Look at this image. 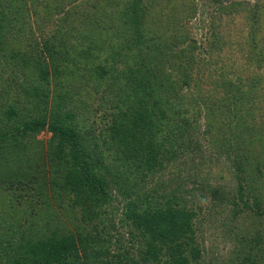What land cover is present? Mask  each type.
Listing matches in <instances>:
<instances>
[{
  "label": "trees",
  "instance_id": "trees-1",
  "mask_svg": "<svg viewBox=\"0 0 264 264\" xmlns=\"http://www.w3.org/2000/svg\"><path fill=\"white\" fill-rule=\"evenodd\" d=\"M30 1L29 4V0H0V187L6 195L0 198L1 209L5 210L16 199L25 197L50 206V197L40 200V191L46 190L51 182V196L54 195L55 198V194H59L56 198L60 201L59 205L62 206L64 202L73 207L78 205L84 215L72 220L74 227L77 226L74 231L64 223L65 218H58L57 221L49 222L51 230L48 234L39 235L35 231L37 225L32 222L30 215L21 221L19 214L12 219L11 216L14 215L3 213V228L8 229L7 232L12 231L14 235L4 236L5 233H0V264H202L198 256L199 245L194 243L197 230L194 219L197 213L194 205L187 206L186 199L180 196V191L175 187L164 201H151L150 203H156L153 204L154 208L145 207L144 211H140L136 200H128L127 192H131V189L123 181L125 202L121 223L125 236L123 240L116 239L117 250L114 253H111L110 234L106 235L103 228V232H100L96 225L92 236L88 237L83 233L84 227L80 223L83 219L89 220L99 214V211L93 212L92 206L100 200H106L104 187L113 181L111 177H119L105 162L106 154L112 153L117 157L116 147L120 146L123 151L124 173L128 167H133L130 160L136 157L134 166L137 168L155 170L160 167L158 160L163 153L150 140L151 127L156 126L158 133H164L169 145V152H166L168 158L175 155L176 140H180L182 147L198 143L192 131L186 134L179 131L180 122L186 119L182 118L179 122L178 111L167 108L174 102L168 100V106L162 108L155 100L157 88L174 97L170 89L174 83L164 76L165 79L160 77L162 61H155L152 68L147 63L137 65L134 69L135 63H131L134 50H142L145 40L154 44L158 41L156 49L152 50L156 54L161 53L160 58L163 59V53L170 52L177 44L185 42L187 36L182 34L184 32L180 31L177 24L193 17L197 11L196 6L189 1L183 4L181 0H151L153 2L148 3L146 0H71V4L69 0ZM99 1H103V7ZM213 1L219 3L217 13L225 17L231 18L243 12L244 16L247 15L246 9L238 2L223 5L219 0ZM178 4L183 6V10L179 18L172 20L170 16ZM149 6H158L154 14H151V19H148L147 13ZM108 7L112 11L116 10L122 17H127L125 32L132 31L130 44H125L116 51L117 55L115 53L108 68L95 67L99 72L97 79H101L96 82V90L102 87L103 94L107 92L109 97L96 103L89 102L87 97L84 98L85 92L82 93V90L75 92L71 87L73 91H61L63 89L59 80L55 82V91L49 94L48 87L43 82L50 69L58 75V66L53 58L54 53L60 51L48 45V38L38 52L27 54L13 46L9 29L17 25L16 18H22L19 22H23L30 31L38 29L41 36H45L48 30L65 36L67 33L70 36L73 32H90L92 37L88 42H92L95 32L102 30L101 27L94 28L97 21L84 15V12L94 8L108 12ZM254 9L256 10L248 13V28L245 31L238 28L237 33L246 32L245 41L241 43L244 48L241 50L250 63L261 68L264 64V37L259 35L257 27L260 22L263 24L260 13H264V7L261 10L258 7ZM60 13L74 15L75 24L67 18L59 22L56 17ZM78 16L82 17L81 21ZM108 21L107 17L106 22ZM32 22L35 24L34 28L30 27L33 26ZM39 23L42 24L41 27H38ZM151 23L156 24L157 31L161 34L148 35V31L151 33L153 30L149 26ZM168 26H173L172 38L167 37ZM163 28L166 29L165 35L161 32ZM211 28L215 35L209 42L213 43L209 49L212 51L216 49V41H221L222 37L217 23L214 22ZM177 30L181 34L175 35ZM126 38L127 35L120 32L118 45H123V39ZM187 57L192 61V57ZM183 65L190 67L188 62ZM257 75L259 78L256 82L249 83L246 88L244 83L230 82L235 91L231 90L233 95L231 99L226 98L224 108L220 109V103L213 100L203 104L207 106L206 118L203 117V133L209 138V145L216 151H223L226 157L234 158L231 163L237 169V186L235 192L231 191L230 201L232 206H238L236 213L245 208L253 210L249 201L250 179L242 174H251L252 170H260L262 167L260 160L251 158V150L254 148L252 144L259 142L260 138L264 139L263 126L258 124L251 112L258 107L254 106L257 100L264 101V95L261 96L260 92L261 89L264 91V77L259 73ZM182 82L190 86L188 80L183 79ZM86 93L85 96L89 92ZM76 96L79 99H75ZM101 109L104 110L103 123L107 125L105 128L108 131L104 136L102 132L95 133L96 129L92 124L95 123L92 117ZM256 115L258 117L259 113ZM196 117L201 118L199 115ZM43 131L50 132L52 140L45 149H40L41 140L38 135ZM260 142L263 143V140ZM45 162L49 166L56 165L57 170L61 171L57 180L54 177L46 179ZM207 177L208 175H201L195 181L200 183L199 188L205 189L214 198L222 196L223 190L211 187ZM221 204L223 201H220L219 205ZM31 208L26 209L29 212L39 211L37 207L30 211ZM23 210L26 214V210ZM16 225L18 232L14 233ZM242 259L240 264L250 263V250L243 252Z\"/></svg>",
  "mask_w": 264,
  "mask_h": 264
},
{
  "label": "rangeland",
  "instance_id": "rangeland-1",
  "mask_svg": "<svg viewBox=\"0 0 264 264\" xmlns=\"http://www.w3.org/2000/svg\"><path fill=\"white\" fill-rule=\"evenodd\" d=\"M181 1L183 4L189 1L197 8L196 14L193 17L186 18L183 22L177 24L179 25L180 31L184 32L182 34L187 36L185 42L177 44L170 52L163 53L165 55L163 59L160 58L161 53L156 54L152 50L153 48L156 49L158 41L154 44L145 40L142 50L138 48L134 50V57H131V63H135L134 69H136L137 65H146L147 63L152 68L155 61H162L163 66L160 65L162 70L160 77L169 79L174 83L173 87L170 88L174 97L169 94H164L161 88H157L158 95L155 97V100L158 101V105L162 108L168 106V100L173 101L174 104L167 108H175L178 111L179 122L182 118L187 120L180 122L179 131L183 134L192 131V135L193 137H197L198 143L189 147H182L180 140H176L174 147L176 151L174 152L175 155L168 158L166 152H169V145L167 144L164 133H158L155 130V126V128L151 127L150 140L153 142V146L160 148L159 152L163 153L158 160L160 167H157V169L148 170L137 168L134 166L136 157L130 160L133 167H128L123 173V151L121 147H116L117 157L112 153H109V155L106 154V165L119 177H111L113 181L104 187L105 194L107 195L106 200H100L92 206L93 212L99 211V214L97 216L94 215L89 220L83 219V222H80L84 227L83 233L90 237L93 234L92 230L94 226L97 225V230L100 232H103V228L105 234H110L112 237L110 245L111 253H114L117 250L116 239L117 241L119 238L123 240L125 236L122 226L123 223H121V219H123V203L125 202L123 200L124 185L131 189V192H127L129 193L128 200H136L140 211H144L145 207L147 209L152 208L154 206L153 204L156 203H150L151 201H164L166 196L170 194L171 189L175 187L180 191V196L186 199L187 206L193 207L194 205L197 213L194 219L197 229L195 233L196 241L194 243L197 242L199 245L198 256L200 263L240 264L243 261V252L250 250L252 260L249 264H264V139L260 138V140H263V143L260 140L259 142L255 141V144H252L254 148L251 150V158H257L261 161V169L252 170L251 174H242L243 177L250 179L249 193L251 197L249 201L253 210L245 208L242 212L236 213L238 206H232L230 201L231 191L235 192L237 186L235 175L237 169H234L231 163L234 158L226 157L223 151L214 150L209 145V138L203 133L205 126L203 117L206 116L207 112V106L203 104H206V101L213 100L217 103L219 102L220 109H222L225 107L224 101H226V98L230 97L231 99L233 95L231 90L235 91L230 86V82L233 84L244 83V88H246L249 83L254 84L259 78L257 73L261 77H264V64L261 68L256 67L250 63L241 50V48H244V45H241V43H244L246 37V32L243 31L250 25L248 23L250 17L248 13L256 10L254 9L256 7L259 8L258 10H261L264 7V0H219L223 5L230 2H238L239 5L246 9V16H244L245 12H243L231 18L225 17L223 14H218L217 8L219 3L213 0ZM30 2L29 0V4ZM69 2V4L72 3L71 0ZM102 2L99 1V4L102 5ZM145 2L153 1L146 0ZM172 4L174 5V3ZM157 7L149 6L147 8V13L149 14L148 19H151V14H154ZM106 10L108 12L94 8L84 12V15L87 14L97 21L94 28L101 27L102 30L95 32L92 42H88L90 37H92L90 32H73L70 33V36L69 33L65 36L59 35L56 31L48 30L45 36H41L38 29L30 31L23 22H19L22 18H16L17 25L11 26L9 29L13 46H17L27 54L38 52V49L41 48L42 44L48 38V45L50 44L53 48L60 51L54 53L53 58L58 66V75L50 69L48 70L46 80L43 82L48 87L49 94L55 91V82L59 80L58 83L62 85L63 89L59 90H74L75 92L82 90V93L89 92L87 96L84 93V98L87 97V101L89 102L93 101L96 103L98 100L101 101L105 97H109L106 95L107 92L103 94L102 87L96 90V82L101 79H97L99 72L96 71L95 67L108 68V65L112 64L111 59L113 60L116 51L121 49L122 46H125V44H130V33L132 31L128 30L125 32L127 17H122L116 10L113 9L114 11H112L110 7ZM182 10L183 6L178 4L170 18L172 20L179 18ZM31 13L30 11L29 14ZM260 15L263 24L261 25V22L259 23L257 32H260L259 35L264 37V13H260ZM73 17L75 16L60 13L56 19L60 22L64 18H67L69 21H73L74 25L75 19ZM107 17L109 18L108 22H106ZM81 18L78 16L79 21L82 20ZM98 21H103V23H99ZM45 22L44 20L43 23ZM214 22L221 28L220 35L222 39L221 41L219 39L216 41V49L211 51L209 49H211L213 43L211 44L209 42L215 36L211 28ZM32 23L33 26L30 27L34 28L35 24L34 22ZM41 26L42 24L39 23L38 27ZM149 26L153 29L151 33L150 30L148 31L149 36L161 34L158 33L156 24L151 23ZM68 28L70 30L73 29L71 27ZM238 28H242L243 31L237 33ZM76 29L78 30V28ZM165 30V28L161 30L163 35H165ZM167 30V37L172 38L173 26H168ZM180 31L177 30L175 35L181 34ZM120 32L127 35V38L123 39V45L121 46L118 45ZM222 40L226 41V43L223 44ZM182 52L188 53L187 56L192 57V61ZM184 62H188L190 67H185L183 65ZM183 79L188 80L190 86L185 85L182 82ZM262 86H264V83H262ZM108 91L111 92L113 90ZM260 92L262 93L261 96H263L264 91L261 89ZM75 99H79V97L76 96ZM190 103H192V106H190ZM254 106L258 107L251 112L254 118L258 120V124H262V130L264 132V101L259 102L257 100ZM107 109L109 111L111 110L108 107ZM103 112L104 110L101 109L96 116L92 117V120L96 123L92 122V124L96 129L95 133L102 132L104 136L108 131L105 128L107 125L103 123L105 117ZM258 113L259 116L257 117L256 114ZM196 115H199L201 118L197 119ZM51 137V133L48 131H43L38 135L39 140H41L40 149L47 147L52 140ZM45 168L46 170L44 171L47 174L46 179L48 177H54L57 180L60 177L61 171L57 170L56 165L49 166L48 162H45ZM201 175H208V184L211 187L221 188L223 190L222 192H224H221L222 196L214 198L205 189H200V183L195 181H198ZM123 177L125 178L124 180ZM51 186L52 184L50 182L46 190L40 191V200L44 201L49 196L51 199L50 206L44 205L41 201L36 203L30 200V197L16 199L14 204L8 206L5 210L1 209L2 204L0 203L1 235L4 233V236L13 234L11 233L12 231L7 232L8 229L3 228V213L6 212L14 215L11 216L12 219H15V216L19 214L22 218L21 221H24L25 216L29 218L30 215L32 222L37 225L35 231L39 235L48 234L49 230H51L49 222L57 221L58 218H65L66 222L64 223L73 231L76 230L77 226L74 227L72 220L74 217H83L84 212L80 206L76 205L73 207L69 203L67 204V202L63 204L61 202L62 206H60V201L56 200L59 194L56 193L55 198L53 197L54 195L51 196ZM2 196L6 195H4V191L0 187V198ZM220 201H223V204L219 205ZM27 207H32L30 211L34 207H37L39 211L29 212L26 209ZM23 209L26 210V214ZM66 213L67 217H65ZM70 215L74 216L72 217ZM20 217L18 220H20ZM15 228H17V225L14 226V233L18 232ZM101 237H103L102 234ZM131 252L133 253L134 250H131Z\"/></svg>",
  "mask_w": 264,
  "mask_h": 264
}]
</instances>
